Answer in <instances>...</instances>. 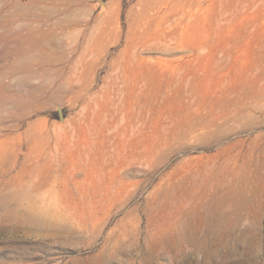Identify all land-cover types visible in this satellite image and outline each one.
I'll list each match as a JSON object with an SVG mask.
<instances>
[{
    "label": "rangeland",
    "instance_id": "1",
    "mask_svg": "<svg viewBox=\"0 0 264 264\" xmlns=\"http://www.w3.org/2000/svg\"><path fill=\"white\" fill-rule=\"evenodd\" d=\"M0 264H264V0H0Z\"/></svg>",
    "mask_w": 264,
    "mask_h": 264
},
{
    "label": "water",
    "instance_id": "2",
    "mask_svg": "<svg viewBox=\"0 0 264 264\" xmlns=\"http://www.w3.org/2000/svg\"><path fill=\"white\" fill-rule=\"evenodd\" d=\"M56 113H57V116H58L59 120L63 119V115H62L60 106L56 107Z\"/></svg>",
    "mask_w": 264,
    "mask_h": 264
}]
</instances>
